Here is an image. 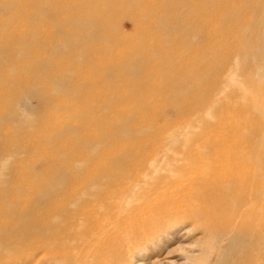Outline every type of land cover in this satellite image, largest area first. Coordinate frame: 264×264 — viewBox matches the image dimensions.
Returning a JSON list of instances; mask_svg holds the SVG:
<instances>
[{
    "label": "rangeland",
    "instance_id": "obj_1",
    "mask_svg": "<svg viewBox=\"0 0 264 264\" xmlns=\"http://www.w3.org/2000/svg\"><path fill=\"white\" fill-rule=\"evenodd\" d=\"M82 1L84 7L75 8ZM132 1L10 0V7L0 10L5 19L0 32L13 26L39 39V46L31 49L27 59L13 63L14 67L30 66L25 72H16L19 79L4 83L0 75V115L15 114L19 119L13 123L0 116V159L12 158L3 172H17L11 186H22L23 197L38 189L41 173L53 167L35 163L41 157L56 156L59 163L55 169L63 161L90 159L83 173L109 174L119 167L117 158L126 147L169 139L170 132L178 128L192 125L203 136L212 125L229 123L235 138L245 141L252 134L245 118H252V125L262 127L264 136V115L256 119L254 113L241 111L235 89L218 90L215 86L221 76L234 71L238 81L247 85V99L251 103L262 101L264 113V72L256 74L250 54L242 57L250 37L247 22L256 18V7L263 0H247L249 8L255 6L251 12L240 11L244 0H136V6ZM99 6L103 9L99 19L106 17L100 34L110 37L109 44L106 38L105 44L98 39L97 30L93 39L86 37L87 24L70 22L74 17H92ZM230 9H238L239 18L224 23ZM142 11L147 15L141 17ZM174 18L181 23H172ZM160 19L166 22L159 25ZM80 35L78 43L71 41ZM121 36L129 37V43L117 44ZM56 46L63 49L61 54L52 52ZM141 46L147 55L139 53L145 51ZM82 50L88 55L74 58ZM135 57L143 58L142 64L136 69L125 67ZM68 60L74 62L70 65ZM41 61H47L48 69L38 68ZM212 68L218 71L209 72ZM1 73L9 74V70ZM63 74L72 76L68 84L52 81ZM30 89L34 95L27 96ZM54 89L57 93L51 94ZM22 91L26 101L18 97ZM12 102L17 104L15 111ZM100 113L104 119H98ZM25 116L38 123L28 129ZM123 124L131 130L154 125L164 131L125 136ZM89 142H100V147L93 149L87 146ZM191 230L192 225L187 224L169 244L162 248L151 245L149 255L136 248L132 264H196L205 248V237L202 230Z\"/></svg>",
    "mask_w": 264,
    "mask_h": 264
},
{
    "label": "bare ground",
    "instance_id": "obj_2",
    "mask_svg": "<svg viewBox=\"0 0 264 264\" xmlns=\"http://www.w3.org/2000/svg\"><path fill=\"white\" fill-rule=\"evenodd\" d=\"M9 2L0 0V10H7ZM133 2L136 6V0ZM83 3L75 8L84 7ZM246 3L244 0L240 11H253L255 6L249 8ZM256 9V18L247 22L250 37L242 57L250 54L251 66L256 74H261L264 72V0ZM95 10L93 18L70 20L75 25L87 24L89 29L85 34L90 39L95 30L100 34L101 27L106 25V20L103 21L106 17L99 19L102 6ZM237 10L226 13L228 18L224 23L239 18ZM146 15L142 11L141 17ZM1 17L0 25H4L5 19ZM170 21L175 25L181 23L177 18ZM162 22L165 19H160L158 24ZM2 29L0 75L4 83H14L19 79L16 72H25L30 66L25 63L14 67L13 63L27 59L31 49L39 46V39L16 31L13 26ZM82 37L71 41L78 43ZM97 37L104 44L106 38L109 44L108 35ZM118 41L117 44L129 43V37L121 36ZM13 43L18 46L13 47ZM62 51L60 46L52 48L56 54ZM139 53L148 54L146 50ZM86 55L87 51L82 50L74 58ZM68 61L70 65L74 62ZM142 62L143 58L135 57L125 67L136 69ZM48 66L47 61L38 64L40 70ZM3 69H8L9 74H2ZM71 77L63 74L52 81L66 85ZM215 86L218 90L235 89L241 111L254 113L256 119L264 115L262 101H253L254 104L247 99V85L238 81L234 71L221 76ZM29 92L27 96L33 94V90ZM27 96L26 92L18 93L24 101ZM16 105L11 103L12 110L15 111ZM208 115L212 116L210 111ZM0 116L13 123L19 121L15 114ZM98 119H104L103 113ZM23 120L28 129L38 123L31 116ZM245 120L252 133L250 138L256 137L253 141L235 138L234 127L229 123L212 125L203 136L198 127L191 125L187 129H174L169 139L137 142L126 147L117 158L119 167L109 174L83 173L90 159L63 161L55 169L59 163L56 156L41 157L35 163H50L52 171L42 172L39 188L25 197L22 186H11L17 172H3L12 158L0 159V264H132L136 248L149 255L151 245L162 248L169 244L187 224L192 225L191 231L202 230L205 237V248L196 264H264V136L262 127L252 125V118ZM162 130L154 125L131 130L123 124L125 136L131 132L146 135ZM99 144L89 142L87 146L96 149Z\"/></svg>",
    "mask_w": 264,
    "mask_h": 264
}]
</instances>
